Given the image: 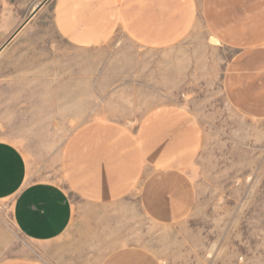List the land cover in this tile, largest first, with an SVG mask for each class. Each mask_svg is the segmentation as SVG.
Returning a JSON list of instances; mask_svg holds the SVG:
<instances>
[{
	"label": "rangeland",
	"instance_id": "1",
	"mask_svg": "<svg viewBox=\"0 0 264 264\" xmlns=\"http://www.w3.org/2000/svg\"><path fill=\"white\" fill-rule=\"evenodd\" d=\"M44 1L0 0V140L19 146L38 176L60 178L59 156L78 126L184 106L202 127L187 171L196 206L183 221L163 224L135 203L74 198L70 229L38 243L14 224L11 200L0 201V262L57 264L58 253L66 264H98L111 249L141 245L163 264H264V118H245L226 99L234 50L205 30L165 49L122 32L96 48L73 47Z\"/></svg>",
	"mask_w": 264,
	"mask_h": 264
},
{
	"label": "crops",
	"instance_id": "2",
	"mask_svg": "<svg viewBox=\"0 0 264 264\" xmlns=\"http://www.w3.org/2000/svg\"><path fill=\"white\" fill-rule=\"evenodd\" d=\"M50 0L56 32L70 46L96 48L117 33L147 49L171 48L205 30L234 50L224 72L226 99L241 116L264 118V0ZM202 127L184 106L151 107L135 117L78 126L59 156L60 178L38 176L25 152L0 140V201L26 238L58 241L71 227L74 198L85 204H136L163 224L195 208L188 168ZM73 195V196H72ZM57 264H66L69 259ZM0 264H49L11 258ZM98 264H163L148 248L123 245Z\"/></svg>",
	"mask_w": 264,
	"mask_h": 264
},
{
	"label": "bare ground",
	"instance_id": "3",
	"mask_svg": "<svg viewBox=\"0 0 264 264\" xmlns=\"http://www.w3.org/2000/svg\"><path fill=\"white\" fill-rule=\"evenodd\" d=\"M23 25H24V24H23ZM23 25H22V26H23ZM20 28H21V27H20ZM19 30H20V29H19ZM19 30H18V31H19ZM18 31L15 32V34L13 35V37L16 36V35L18 34ZM4 45H5V44H4ZM3 47H4V46H3Z\"/></svg>",
	"mask_w": 264,
	"mask_h": 264
}]
</instances>
